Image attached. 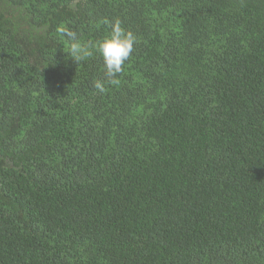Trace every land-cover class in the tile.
<instances>
[{"label":"trees","instance_id":"16d2710c","mask_svg":"<svg viewBox=\"0 0 264 264\" xmlns=\"http://www.w3.org/2000/svg\"><path fill=\"white\" fill-rule=\"evenodd\" d=\"M0 264H264V0H0Z\"/></svg>","mask_w":264,"mask_h":264},{"label":"clouds","instance_id":"9594fccd","mask_svg":"<svg viewBox=\"0 0 264 264\" xmlns=\"http://www.w3.org/2000/svg\"><path fill=\"white\" fill-rule=\"evenodd\" d=\"M109 27V34L98 40L92 47L102 58L107 83L116 85L119 83L118 76L123 71V65L134 51L137 39L132 31H127L122 27V21L118 18L114 19ZM66 35L72 41L69 47V56L74 61L80 62L92 54L89 46L82 44L74 32L66 30ZM93 88L100 94L107 91L103 80H95Z\"/></svg>","mask_w":264,"mask_h":264}]
</instances>
